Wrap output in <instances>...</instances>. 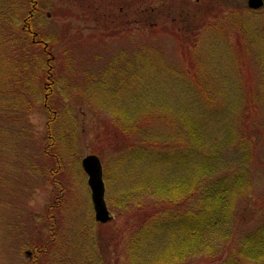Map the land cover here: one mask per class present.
Masks as SVG:
<instances>
[{
    "label": "rangeland",
    "instance_id": "1",
    "mask_svg": "<svg viewBox=\"0 0 264 264\" xmlns=\"http://www.w3.org/2000/svg\"><path fill=\"white\" fill-rule=\"evenodd\" d=\"M247 2L0 0L1 35L22 31L24 19L32 16L37 3L33 31L47 45L46 55L40 58L45 60L41 74L30 60L22 61V65L27 63L24 91L36 99V106L23 114L12 102L4 106L3 100L0 105L7 112L13 110L0 115V264H163L164 260L168 264L169 258L160 254L167 237L159 234L153 220H147L158 201L150 191L135 189L143 178H138L140 173L146 175L150 170L146 164L134 169L127 149L129 137L109 135L123 124L116 118L123 109L118 100L132 97L140 83L157 84L161 97V82L171 77L161 71L174 68L180 73L199 66L203 71L212 70L204 76L212 84L229 81L235 87L239 80L245 97L258 101L264 96L260 85L264 83V8L252 11ZM14 43H0V51L13 49ZM136 51H141L138 62ZM17 64L0 61V72L6 75L2 81L12 83L4 85L6 98H23L21 80L13 75ZM113 65L117 72H128L113 75ZM86 74L96 78L89 75L86 79ZM100 74L110 80V86L103 89L98 83L103 90H85ZM121 80L123 92L116 89ZM186 81L191 84L194 80ZM45 97L51 111L43 102ZM87 98L93 100L94 109ZM158 110L156 106L145 110L147 119L139 125L144 121V128L171 134L172 125L159 118ZM260 110L257 131L262 132L263 141L255 151L257 185L240 204L246 213L256 206V200H264V109ZM126 111L132 114L129 107ZM134 121L128 129L136 131ZM49 126L54 135L49 134ZM48 145L50 157L59 163L56 175H51V169L57 168L54 163L39 153ZM88 155H97L102 162L105 200L113 215L106 225L95 220L88 176L82 168ZM39 167L50 175L40 174ZM40 242L49 247L41 258L33 249ZM240 259L242 264H260ZM173 260L169 264H178V257ZM225 260L223 245L184 264H224Z\"/></svg>",
    "mask_w": 264,
    "mask_h": 264
},
{
    "label": "trees",
    "instance_id": "2",
    "mask_svg": "<svg viewBox=\"0 0 264 264\" xmlns=\"http://www.w3.org/2000/svg\"><path fill=\"white\" fill-rule=\"evenodd\" d=\"M36 12L37 3L33 17L24 19L22 31H10L6 37L0 34V43L15 42L13 49L9 47L8 51H0V61L13 60L15 64L18 61L19 66H16L13 75H17V81L21 80L23 89V98H6L8 93L4 85L12 83L8 81L4 84L2 78L6 75L0 72V105L3 100L4 106L12 102L16 107H20L23 114L28 112L31 106H36V99L28 97L27 91H24L27 90V63L22 65V61L30 60L28 63L35 66L41 74L45 60L40 58L42 54L47 53V45H44L40 33L33 31L32 19ZM20 42L29 46L22 48ZM140 53L141 51L135 52L136 62ZM111 68L115 71H110L113 75L128 72H117L115 65ZM47 71H50V67ZM210 71L212 73V70L203 71L199 66L180 73L174 68L161 71L171 76L161 82V97L158 96L160 88L157 84L149 87L140 83L133 89L132 97L128 100L120 97L118 100L119 108L123 109L118 111L116 118L123 124L116 125L114 132H109V135L116 134L122 136V139L129 137L127 149L130 150L128 154L134 169L138 170L140 164H146L150 170L146 175L140 173L138 178H143L136 183L135 189L139 193L150 191V196L158 201L150 210V219L147 220H153L159 234L167 237L165 250L161 249L160 254L169 258L168 264L177 257L178 264L190 262L203 252H211V249L223 245L226 255L224 264H242L243 259L240 258L264 264V200H256V206L248 213L240 206L243 199L255 190L257 185L254 162L255 151L263 141L262 132L257 130L260 125L259 112L264 109V96L257 98L258 101L251 96L245 97L239 80L235 81V87L234 83L229 86V81L212 84V81L204 77L210 74ZM218 71L214 73H219ZM89 75L92 76L91 79L96 78V75L86 74V79ZM98 78L86 84L84 89L96 91L100 88L98 83L102 84L103 89L110 86V80L103 77V74ZM188 78L196 82L190 84L186 81ZM260 85L261 92H264V83ZM116 89L125 90L122 80ZM51 92L52 89L48 91L49 94ZM47 99L45 97L43 102L51 111L52 107L47 105ZM87 101L94 109L93 100L87 98ZM155 106L159 108V118L172 125L171 134L163 135L151 127L144 128V121L147 119L144 118L147 111H144L152 110ZM110 107L109 109L114 110V107ZM127 107L132 114L126 111ZM5 112L11 114L13 110L8 109L7 112V109L2 110L0 107V115ZM18 112L20 113L19 110ZM133 118L138 129L136 131L128 129L133 127ZM140 120H144L141 125L138 123ZM48 132L53 134L52 126H49ZM44 148V152L39 150V153L47 156L49 163H54L57 168L51 169V175H56L59 163L55 157H50V145ZM1 150L0 143V157ZM9 152L14 153L13 149ZM39 173L50 175L43 167H39ZM106 183L108 185L107 181ZM137 235H140V232ZM221 238L224 239L223 244ZM233 243L238 247H234ZM33 249L41 258L49 247L40 242ZM164 261L163 264H166Z\"/></svg>",
    "mask_w": 264,
    "mask_h": 264
},
{
    "label": "water",
    "instance_id": "3",
    "mask_svg": "<svg viewBox=\"0 0 264 264\" xmlns=\"http://www.w3.org/2000/svg\"><path fill=\"white\" fill-rule=\"evenodd\" d=\"M247 3L248 7L253 11H258L264 7V0H248ZM82 168L88 176L95 219L100 224H107L112 220V216L105 201V183L99 157L96 155L86 156L82 160Z\"/></svg>",
    "mask_w": 264,
    "mask_h": 264
}]
</instances>
